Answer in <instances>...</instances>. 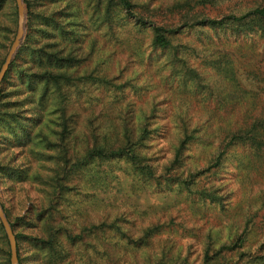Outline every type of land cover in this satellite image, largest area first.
<instances>
[{"label":"rangeland","instance_id":"rangeland-1","mask_svg":"<svg viewBox=\"0 0 264 264\" xmlns=\"http://www.w3.org/2000/svg\"><path fill=\"white\" fill-rule=\"evenodd\" d=\"M28 1L26 29L19 46L24 57L30 59L28 48L53 43L62 56L74 58L71 67L52 65L55 72L92 76L79 80L76 92L68 90L65 116L73 117L68 119L72 134L67 156H83L92 148L90 130L105 138L98 139L110 147L123 146L127 129L140 131L145 124L148 133L128 146L139 154L140 159L134 160L140 162L133 164L123 155L94 158L87 167L76 169L72 179L76 189L58 199L51 179L58 162L61 167L62 150L54 146L52 130L60 122L61 110L56 103L61 94L51 86L40 106L43 85L28 98L30 91H18L10 73L3 83L2 110L7 111L10 104L13 108L18 105L26 118L40 114V123L33 125L22 147L5 149L6 139L0 138V163L27 167L24 181H13L0 172V201L10 220L25 216L16 221V233L44 237L48 222L79 232L82 226L117 218L129 229L131 240L149 226L157 225L159 231L147 245L128 250H124L123 241L111 247L118 237L108 229L86 236L83 241L91 245L88 254L93 264H140L145 255L161 250H180L188 263L199 264L208 241L231 243L247 226V220L252 224L262 218L264 202L260 210L258 206L264 196V162L243 167L240 148H229L222 166L214 168L213 159L208 160L209 149L193 142L186 143L178 161L173 160L184 124L189 131L216 128L224 118L245 112L247 108L239 107L237 100L250 101L256 96L254 83L244 78L256 51L233 47L235 39L243 35L225 29L185 28L172 38V47L157 48L151 45V31H137L123 14L109 27L103 8L108 0H77L80 25L69 16V0ZM133 1L136 10L160 24L175 23L187 8L184 0ZM226 4L198 10L208 17H221ZM50 15L55 17L56 26ZM16 27L15 0H0V65ZM27 40L28 46H23ZM229 60L232 63H223ZM36 105L40 110L33 113ZM6 131L0 126V134ZM140 164L150 165L152 176L143 174ZM201 169L189 188L178 184L177 179H188L190 172ZM212 189L222 197L219 202L199 197L198 191ZM37 211L47 216L39 217ZM18 245V264H42L44 251L34 242L20 237ZM7 249L0 230V264H10Z\"/></svg>","mask_w":264,"mask_h":264},{"label":"trees","instance_id":"trees-1","mask_svg":"<svg viewBox=\"0 0 264 264\" xmlns=\"http://www.w3.org/2000/svg\"><path fill=\"white\" fill-rule=\"evenodd\" d=\"M184 1L183 4H186L187 8L182 14V17L177 19L175 23L160 24L145 13L136 10L135 7L137 5L133 0H108L103 7L106 24H108L109 27L114 25V19L119 14H123L125 16L124 19L131 22L134 26L133 28L137 31L143 32L148 28L152 33L151 45L157 48L172 47V38L185 28H207L210 30L225 29L243 35L242 37L244 38L235 39L233 47L239 51L246 48L256 51L251 61V68L244 74V78H249L250 82L254 83L252 92L256 96L250 101L237 100V105H239V107L247 108L245 112L237 116L224 118L216 125V128L209 130L194 128L189 131L186 124H184L182 137L175 150L173 160L178 161L186 143L193 142L195 145H201L203 148L209 149L206 150L209 152L208 160L213 159L212 166L214 168L222 166L229 148H240L239 163L241 166L247 167L245 164H248L256 167L257 164H262L264 162V0ZM24 2L27 8H30L29 1L24 0ZM225 3L227 4L224 14L221 15V17H208L201 14V11L198 10L199 7H204L206 5L213 7L214 5H222ZM77 6V0H69L68 7L72 10L69 16L73 18L74 22L80 25L82 23L79 19ZM51 17L52 15L48 18ZM53 24L55 26L57 25L55 17L53 18ZM245 36H249V38L246 40ZM28 42V40L25 41V45L23 46H28L26 45ZM52 44H48L47 46L41 44L38 47L28 48L30 58H27L28 60L21 52V45L11 61L3 77L0 90V126H3L4 129L7 130V133L0 134V136H3L0 138L6 139L4 143L7 142L8 145H3L5 149L22 147L29 139L30 134H32L33 125L40 123V114L26 118L27 116L20 113L21 109H19L18 105L16 108H13L8 104L7 111L2 110V97L5 94L3 83L8 80L10 73H13L16 79L13 78L12 80L14 85L19 88L18 91H30L28 98L31 97V95L33 96L32 92L37 91L39 84L43 85V89L40 92L41 95H39L40 106L47 92L51 90V86H53L55 91L60 92L61 100L56 103L57 108L61 110V114L58 117L60 118V122L56 125L58 129L52 130V133L55 137L54 146L62 150V161H60L61 167L58 162L56 175L51 179V186L56 194L55 197L64 199L69 191L76 189V184L72 183L76 169L87 167L94 158L113 159L120 158L123 155L129 156L127 160L131 161L133 164L140 162L134 160L140 159L139 154L133 151V149H128V146L133 145V142L137 139H144L148 130L145 124L140 128V131L137 130L135 132L132 129H127L128 133L125 135L123 146L121 145L118 147L108 146L107 143L99 140L105 138H100L94 134L93 130H90L89 135L92 137V148L89 150L86 149L83 156H77L75 158H73V156H67L69 145L68 138L72 134V131L69 129L70 125L68 119L69 117H73L65 116V111L68 106V104L65 103L69 97L68 90L71 92L74 90L76 92L78 90L77 84L79 80L89 79L92 76L87 74L78 77L73 76V74L65 75L55 72L52 65L62 63L63 65L71 67L74 58L70 54L62 56L60 51L52 47ZM23 58L24 61H20V59ZM237 58L240 59L239 57ZM223 63L232 62L229 60L223 61ZM33 67L37 69L32 71ZM39 69H43V71H38ZM21 87H23V89H21ZM261 94H263V97L260 96ZM39 110L40 107L36 105L33 108V113ZM34 120L36 121L33 123ZM38 133L41 136V131ZM131 147L134 148L133 146ZM212 155L214 156L212 157ZM58 156H60V152ZM140 166H142L143 174L152 176L154 169L150 165L140 164ZM1 171H3V174L9 175L13 181H24L26 179L25 174L27 173V167H17L0 163V172ZM202 172L203 169L190 172L188 179H177L178 184L185 188H189L194 177ZM198 195L201 199L209 196L214 202H219V200L222 199V197L217 194V189L207 190V192L198 191ZM263 202L264 196L259 201V210ZM1 204L16 238L17 256L19 250L18 240L20 237H23L30 243L34 242L39 249L44 251L42 254V264H93L88 254L91 245L89 242L84 243L83 239L86 236L91 237L98 234V231L103 232L107 229L110 230L114 236L118 237V241L111 243V247L113 248L118 245L120 241H123L124 250H128V248L131 247L140 248L143 245H147V240H149L155 232L159 231L157 225L149 226L143 229L142 235L131 240L132 237L129 229H124L116 218L109 223L102 221L99 224L82 226L79 232H73L71 228L65 227L64 225L55 226L48 222L44 237H26L22 233H16L14 231L16 221L25 216H17L15 219L16 221H12L2 202ZM37 216H42V218H44L47 215L43 217V213L37 211ZM257 216L258 213L256 212L253 217L256 218ZM250 221L251 220H247V226H245L241 232L234 235L231 243L223 242L217 244L216 241L214 243L208 241L203 249L199 264H264V215H262V218L257 223L251 224ZM0 230L2 231L5 245L8 247L7 254L9 255V244L1 222ZM180 253V250H178V252L161 250L158 254L145 255L140 264H190L187 262V257H182ZM135 264H137V262Z\"/></svg>","mask_w":264,"mask_h":264},{"label":"water","instance_id":"water-1","mask_svg":"<svg viewBox=\"0 0 264 264\" xmlns=\"http://www.w3.org/2000/svg\"><path fill=\"white\" fill-rule=\"evenodd\" d=\"M17 9V27L15 36L12 43L6 53V56L0 66V90L3 77L9 68L11 61L13 60L25 34L26 29V5L24 0H15ZM0 222L3 226L4 232L7 237L10 250V264H18L16 238L13 233L11 224L6 217L2 204L0 202Z\"/></svg>","mask_w":264,"mask_h":264}]
</instances>
